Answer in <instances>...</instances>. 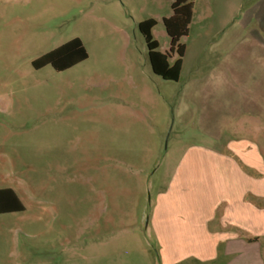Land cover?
Masks as SVG:
<instances>
[{"label":"rangeland","instance_id":"1","mask_svg":"<svg viewBox=\"0 0 264 264\" xmlns=\"http://www.w3.org/2000/svg\"><path fill=\"white\" fill-rule=\"evenodd\" d=\"M170 4L0 0V189L24 206L0 215V264H162L148 230L150 201L173 159L202 140L196 117L200 126L231 123L234 109L264 103V0H236L178 83L152 73L137 27L155 20L158 51L168 50L162 18ZM195 4L180 40L187 46L211 20L212 3ZM75 38L86 60L64 72L32 67ZM149 118L162 132L156 138L146 135Z\"/></svg>","mask_w":264,"mask_h":264},{"label":"crops","instance_id":"2","mask_svg":"<svg viewBox=\"0 0 264 264\" xmlns=\"http://www.w3.org/2000/svg\"><path fill=\"white\" fill-rule=\"evenodd\" d=\"M235 1L209 0L212 9L206 16L211 20L197 44H183L177 83L182 82L187 71V60L193 61L204 52L211 29L222 28ZM195 5L193 0L188 34ZM251 20L252 24L257 22ZM259 28L264 35V20ZM256 45L253 47L257 48ZM260 45L259 61L264 74V36ZM231 52L229 49L228 62L233 70ZM185 78L191 80L197 76L187 74ZM228 79L242 82L236 76L229 75ZM263 109L262 101L254 109H234L231 128L230 122L218 125L214 118L208 119L206 125L201 122L200 126L196 117L201 132L196 131L202 140L195 141L173 159L172 168L150 201L148 230L160 246L162 264H264ZM149 122L146 135L156 138L162 132L156 122L150 118ZM135 141L141 144L140 138ZM13 214L17 213L9 215Z\"/></svg>","mask_w":264,"mask_h":264},{"label":"trees","instance_id":"3","mask_svg":"<svg viewBox=\"0 0 264 264\" xmlns=\"http://www.w3.org/2000/svg\"><path fill=\"white\" fill-rule=\"evenodd\" d=\"M166 1L171 2V16L162 19L164 31L169 39V48L166 52L158 51V43L152 37L155 20L147 19L140 22L137 27L146 43L152 73L164 81L177 82L184 55V45L180 43V40L188 35L193 14V0ZM87 57L84 45L75 38L34 60L32 67L39 70L50 66L56 72H64L83 62ZM22 211L24 206L16 193L9 188L0 189V215Z\"/></svg>","mask_w":264,"mask_h":264}]
</instances>
